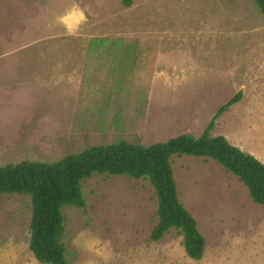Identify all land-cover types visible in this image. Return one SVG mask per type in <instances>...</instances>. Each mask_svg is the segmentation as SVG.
Returning a JSON list of instances; mask_svg holds the SVG:
<instances>
[{
	"label": "rangeland",
	"instance_id": "obj_1",
	"mask_svg": "<svg viewBox=\"0 0 264 264\" xmlns=\"http://www.w3.org/2000/svg\"><path fill=\"white\" fill-rule=\"evenodd\" d=\"M131 1L0 0V166L198 137L238 92L211 135L264 163L255 0ZM170 162L205 238L202 260L185 255L177 229L150 239L158 201L149 180L95 173L81 183L85 206L62 208L67 264H264V206L247 187L213 159ZM31 215L30 196L0 194V264H43L29 249Z\"/></svg>",
	"mask_w": 264,
	"mask_h": 264
},
{
	"label": "trees",
	"instance_id": "obj_2",
	"mask_svg": "<svg viewBox=\"0 0 264 264\" xmlns=\"http://www.w3.org/2000/svg\"><path fill=\"white\" fill-rule=\"evenodd\" d=\"M255 2L264 13V0ZM131 3V0H124L127 7ZM241 99L242 92H238L215 113L198 137L182 134L149 146L121 140L90 146L53 163L22 161L0 166V194L31 197L29 249L36 260L43 264H67L61 241L64 232L62 208L85 206L81 183L95 173L149 180L158 201V222L150 239L159 241L169 230L177 229L184 236L187 256L201 260L205 238L179 200L170 160L173 155L213 159L247 187L254 203L264 206V163L232 145L226 137L211 135L217 120Z\"/></svg>",
	"mask_w": 264,
	"mask_h": 264
},
{
	"label": "crops",
	"instance_id": "obj_3",
	"mask_svg": "<svg viewBox=\"0 0 264 264\" xmlns=\"http://www.w3.org/2000/svg\"><path fill=\"white\" fill-rule=\"evenodd\" d=\"M167 237H168V236H166L165 239H166ZM181 238L183 239V241H182L181 243H179V244H180V247H181V245H183V242H184V236H181ZM165 239H164V241H165ZM164 241H163V242H164ZM163 242H162V243H163ZM154 245H155V244H154ZM155 246H156V245H155ZM182 251L185 253L184 245L182 246ZM185 255H187V254L185 253ZM192 260H193V259H192ZM201 260H202V259H201Z\"/></svg>",
	"mask_w": 264,
	"mask_h": 264
}]
</instances>
